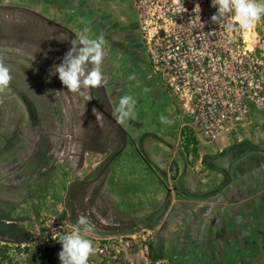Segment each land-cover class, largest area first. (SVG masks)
Wrapping results in <instances>:
<instances>
[{
  "label": "rangeland",
  "instance_id": "obj_1",
  "mask_svg": "<svg viewBox=\"0 0 264 264\" xmlns=\"http://www.w3.org/2000/svg\"><path fill=\"white\" fill-rule=\"evenodd\" d=\"M28 1L37 4L39 0ZM40 1L42 5L52 0ZM73 4L74 14L69 10L65 16L66 26L76 34L86 26L80 18L90 21L93 29L104 23L116 40H123L122 33H117L119 27L137 23L133 0H73ZM40 10L47 16V10ZM2 12L17 18L10 25L0 26V56L13 76L9 88L0 94V162L11 159L17 163L9 161L0 171V238L16 240L34 234L28 247L41 249L44 246L38 242L42 234L36 230L39 218L69 213L71 208L72 221L77 223L83 215L101 236L119 235L149 227L166 205L156 224L162 233L157 239L163 240L166 248L164 252L152 250L156 231L150 248L153 255L160 253L172 263L170 234L176 231V217L185 208V172L194 165L201 168L204 163L217 172L229 170L237 150L264 144V113L251 111L247 135L241 143L231 138L227 140L231 145L218 151L221 142L197 137V154L175 156L173 146L180 122L173 99L152 72L135 30L137 36L131 37V44L112 51L117 64L111 63L107 53L102 64L111 114L122 96L131 95L137 101L136 119L120 124L126 131L124 139L114 122L97 110L88 92L71 93L62 85L58 73L51 74L73 38L25 11L0 9ZM258 28L264 30V19L258 22ZM89 35L95 37L94 31ZM129 76L135 79L129 80ZM161 115L174 123H161ZM153 131L161 133L159 140ZM119 150L102 171L106 160ZM37 153H42L45 162H40L42 158ZM172 157L174 160H170ZM178 165L181 173L176 172ZM0 246L9 249L14 263H24V243L0 240ZM135 249L137 252L138 246ZM132 258L136 264L142 262L138 254ZM55 264H60L59 258ZM93 264L107 263L93 257Z\"/></svg>",
  "mask_w": 264,
  "mask_h": 264
},
{
  "label": "built area",
  "instance_id": "obj_2",
  "mask_svg": "<svg viewBox=\"0 0 264 264\" xmlns=\"http://www.w3.org/2000/svg\"><path fill=\"white\" fill-rule=\"evenodd\" d=\"M139 40L150 68L173 99L179 119L178 136L192 135L219 142L250 120L253 109L264 113V30L229 32L211 22V0H133ZM227 22H233L232 17ZM204 27H203V24ZM188 118V120H186ZM75 225L58 214L39 218L36 230L43 246L62 248L59 238ZM155 229L142 227L124 235L88 238L107 264L120 260L136 264H172L165 257L152 260L150 242ZM136 246L138 251L136 252Z\"/></svg>",
  "mask_w": 264,
  "mask_h": 264
},
{
  "label": "crops",
  "instance_id": "obj_3",
  "mask_svg": "<svg viewBox=\"0 0 264 264\" xmlns=\"http://www.w3.org/2000/svg\"><path fill=\"white\" fill-rule=\"evenodd\" d=\"M40 2L39 0L37 4ZM30 7L47 10L49 18L61 23L67 20L65 15L69 10L71 14H74L75 10L73 0H52L51 3L44 2L42 6ZM249 123L250 120L247 124L237 127L229 137L219 141L222 145L218 151L228 148L231 141L227 140L231 138L235 143L243 142ZM152 134L159 140L161 133L159 135L153 131ZM193 139L195 140L192 135L182 138L178 136L173 146V154L191 157L196 146ZM197 151L198 149L195 154ZM236 152L229 170L217 172L207 167L209 163H204L201 168L194 165L185 172L188 178L185 182V208L176 217V231L171 230L170 234L169 255L173 264H206L207 261L209 264H230L236 258V247L242 244L243 236L252 229L253 204L257 197L264 198V144ZM37 156L41 157L42 153H37ZM41 158L40 162H45V159ZM172 159L174 160V157L170 160ZM9 161L17 163L11 159L7 160ZM7 162H0V171L3 166H7ZM178 166L176 172L181 173L180 165ZM83 171L84 169L79 170V173ZM41 173L43 174V169ZM237 217H242L243 222L238 223ZM159 226L154 227L156 234L152 250L162 249L164 252L165 242L157 239L158 235L162 234ZM127 232L130 233L128 230L118 234L124 235L128 234ZM164 233L166 234V231Z\"/></svg>",
  "mask_w": 264,
  "mask_h": 264
},
{
  "label": "clouds",
  "instance_id": "obj_4",
  "mask_svg": "<svg viewBox=\"0 0 264 264\" xmlns=\"http://www.w3.org/2000/svg\"><path fill=\"white\" fill-rule=\"evenodd\" d=\"M211 6L216 8V12L211 16V22L226 26L229 32L236 26L240 30L254 28L264 19V0H211ZM229 17H232L234 23H226ZM80 23L86 26L70 41L71 47L64 54L62 62L53 66L54 70L51 74L58 73L59 80L69 92L84 95L85 92L90 93L108 83L102 70L106 56V40L102 34L95 37L89 35L92 32L91 27L88 26L91 24L90 21L80 18ZM133 79L135 76H129V80ZM12 80L11 69L0 56V94L9 88ZM136 104L137 101L133 96H122L113 113L117 122L124 124L130 119H136ZM160 120L163 124L174 123L163 115ZM236 219L238 223L243 222L242 217ZM93 231L94 226L89 219L81 215L74 231L61 236L58 240L62 245L58 253L60 264H89L90 258L96 254V247L88 238Z\"/></svg>",
  "mask_w": 264,
  "mask_h": 264
},
{
  "label": "flooded vegetation",
  "instance_id": "obj_5",
  "mask_svg": "<svg viewBox=\"0 0 264 264\" xmlns=\"http://www.w3.org/2000/svg\"><path fill=\"white\" fill-rule=\"evenodd\" d=\"M0 4L20 5V6H29V7L30 6H42L40 4H35V3L30 2L28 0L27 1L26 0L25 1L24 0H17V1L2 0V2H0ZM36 10L41 11L40 9H36ZM87 10H89V9H87ZM29 14L31 16L35 17L36 19H38L39 21L45 22L42 19H40L39 17H37L31 13H29ZM16 16L17 15L10 14L8 12L0 13V26L1 25L7 26L13 22H16V18H17ZM31 22H33V21L31 20ZM99 22H103V20H99ZM63 24L67 25L66 21H64ZM88 26H90V25H88ZM91 29L94 31L95 36H98L101 34L104 36V38L106 40L105 52L108 54V59H110L111 63H113L114 65L117 63L114 61L115 59L112 56V55H114V54H112V51L113 50L115 51V47H117V46L127 47L129 44H131V42H129V41L131 40V37H133V39L136 38L137 33H135V30L136 31L138 30L137 23H132V24H129L128 26H125V27H123V26L119 27L117 33H122L121 34L122 39L127 40V42H123V40H116V37L113 36V34H112L113 32L112 31L110 32V30L107 29V27L104 25V23H101V24L99 23V25L97 26V29H93V28H91ZM61 31L65 32L63 30H61ZM115 32L116 31H114V33ZM137 39H139V38H137ZM7 41H8V39H7ZM110 60H108V61L110 62ZM94 93H95V97H96L98 103L103 107L104 110H106L108 113L111 114V112H110L111 108H110V104H109L110 99L108 98V94H107L105 87H101L99 89L94 90ZM113 106L114 105H112V107ZM97 110L100 111L101 113H103L100 109L97 108ZM111 115H113V114H111ZM114 124L116 125L115 122H114ZM117 128H119V127L117 126ZM119 130H121V128H119ZM123 138H124V134H123ZM112 156H110V158H108L106 160V162L104 163V166L102 168V171L109 165V163L111 162L110 159ZM253 206L254 207L252 209V215H251L252 222H253L252 229L247 234H245V236H243L244 240H243L242 244L240 246L236 247V250H235V257L236 258L230 264H264V198L257 197Z\"/></svg>",
  "mask_w": 264,
  "mask_h": 264
},
{
  "label": "trees",
  "instance_id": "obj_6",
  "mask_svg": "<svg viewBox=\"0 0 264 264\" xmlns=\"http://www.w3.org/2000/svg\"><path fill=\"white\" fill-rule=\"evenodd\" d=\"M192 141H194V143L196 142V140L194 139ZM187 146L188 144L186 145V147ZM196 150L197 148L195 146L193 148V152L196 153ZM161 209H162V213L158 214L153 219V221L148 225L150 228H154L156 224L160 221L162 214L167 209V206L164 205L163 207H161ZM73 213H74V210L73 208H71L69 213L66 211H63L60 213V216L68 218L76 226L77 223L72 221L71 216H70ZM90 234L100 235V233L95 230ZM33 236L34 234H31V235L29 234L27 236H22L21 238L18 237L16 240L11 239V238L10 239L0 238V240L5 241V242H13V243H16L17 245L24 243L25 256H24L23 264H55L56 259L59 258L58 253L60 251V248L58 246H44L41 249H38L37 247L29 248L28 247L29 242L31 240L32 241L34 240ZM150 257L152 258V260H155L156 258L162 257V254L155 256L153 255V252L151 251V248H150ZM0 264H19V263L18 262L14 263V259L12 258V256H10L9 249L6 246H0ZM115 264H128V263L123 260H120L119 262H116Z\"/></svg>",
  "mask_w": 264,
  "mask_h": 264
},
{
  "label": "water",
  "instance_id": "obj_7",
  "mask_svg": "<svg viewBox=\"0 0 264 264\" xmlns=\"http://www.w3.org/2000/svg\"><path fill=\"white\" fill-rule=\"evenodd\" d=\"M0 9H15V10H21V11H25L28 13H31L37 17H39L40 19H42L43 21H45L46 23L53 25L67 33H69L73 38H75V36L77 35L71 28H69L68 26H66L65 24H62L61 22L54 20L52 18H49L48 16L44 15L43 13H41L39 10H36L32 7L29 6H20V5H9V4H0ZM90 99L92 101V103L98 108L100 109L106 116H108L113 122L116 123V125L121 128L123 134H124V139L127 137L126 136V131L122 128V126L120 125V123L117 122V120L115 119V117L113 115H111L110 113H108L106 110L103 109V107L98 103L96 97H95V93L94 90L90 91L89 93ZM121 152L120 150L117 151L110 159V161L119 153Z\"/></svg>",
  "mask_w": 264,
  "mask_h": 264
}]
</instances>
